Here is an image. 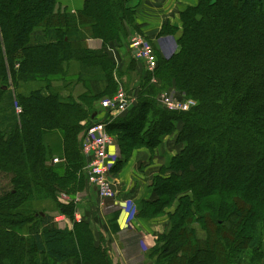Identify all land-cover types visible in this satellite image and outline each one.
<instances>
[{
    "label": "trees",
    "instance_id": "1",
    "mask_svg": "<svg viewBox=\"0 0 264 264\" xmlns=\"http://www.w3.org/2000/svg\"><path fill=\"white\" fill-rule=\"evenodd\" d=\"M58 1L0 0V175L12 186L0 196V264H112L89 225L73 222V204L72 227L62 229L32 206L52 201L64 184L73 191L87 185L80 136L97 119L94 103L80 107L48 86L22 97L16 115L2 83L13 67L19 80L34 82L75 61L88 98L100 99L111 77L106 47L127 45L143 0H84L75 14L56 11ZM179 18L175 48L169 40L170 53L156 47L161 59L152 74L160 92L195 105L168 112L156 101L157 86L138 80L135 103L107 128L121 152L117 166L133 148H154L167 136L179 148L138 213L166 217L147 256L154 264H257V255L264 264V0H194ZM86 35L101 48H71ZM53 131L63 134L55 145L47 141ZM55 156L65 163L52 164ZM59 168L64 177L55 175ZM195 219L202 239L195 238Z\"/></svg>",
    "mask_w": 264,
    "mask_h": 264
},
{
    "label": "crops",
    "instance_id": "2",
    "mask_svg": "<svg viewBox=\"0 0 264 264\" xmlns=\"http://www.w3.org/2000/svg\"><path fill=\"white\" fill-rule=\"evenodd\" d=\"M84 0H69L66 8L69 13L75 14L82 6ZM194 0H145L143 1L141 25L144 31L151 37H155L153 25L161 24L164 15L175 13L178 15L186 6L192 5ZM139 21V15H138ZM177 20H175V23ZM155 41L162 54L170 53L165 39ZM83 48L96 50L101 48V41L91 39L86 35L83 40ZM111 151L116 153V163L122 159L117 142ZM173 136H167L154 148L139 147L130 151L129 158L119 165L120 171L114 176V188L116 195L113 199L102 201L92 193L82 198L75 208L81 221L89 225L94 238L102 241L103 247L112 264H152L147 254L155 245L156 238L162 232L160 221L163 216L155 218H140L138 213L145 201L152 198L150 184L152 180L161 175L169 165L172 157L178 152ZM164 175H168L167 171ZM147 182V183H146ZM132 205L134 214H126L124 205ZM110 206H113L111 208ZM53 216V224L59 227L63 222H56ZM67 224V223H66ZM65 226V225H63ZM72 224L68 225L71 228Z\"/></svg>",
    "mask_w": 264,
    "mask_h": 264
},
{
    "label": "rangeland",
    "instance_id": "3",
    "mask_svg": "<svg viewBox=\"0 0 264 264\" xmlns=\"http://www.w3.org/2000/svg\"><path fill=\"white\" fill-rule=\"evenodd\" d=\"M69 0H59L57 3V7H56V11H68L66 8V4ZM145 1V0H143ZM134 4V6L136 5L135 1H131L129 2V4ZM141 3V1H140ZM143 4V2H142ZM140 4L139 7L137 8V12H136V19H135V23H131V25H134L137 27L136 29L134 28V30H130V36L128 38V42L127 45L120 47L119 44L114 45L113 48H107L106 47V53H107V60H104L106 62L107 67L109 68V73L111 75L110 79L108 81H105L102 84V97L100 99H97L98 97H95L93 99L88 98L89 94L92 93L91 92V88L89 83H83V82H79L78 79L80 77V64L79 62H65L63 64H61V73L59 75H51L45 79H40V80H36L34 82H24L22 80H19L16 77V68L17 67H13L10 68L8 70V80L5 83H2L3 89L12 95L13 99H14V105L19 106L20 103V99L22 97L27 98L29 93H33L36 91H43L45 90L48 86L50 87V89L53 91V93H58L60 94L61 98L63 99H67V98H72L76 101V104L79 105L80 107H84L88 100L92 101V104L94 103V109L97 111V113H100L102 111L100 104L102 101L106 100V99H110L113 98L116 93H118V91H126L128 93H130L133 97H135V91H132L133 85L135 83L138 82V80H141V84H144L146 82H148L149 86H157V90L158 93L157 94H162V93H168L171 98H176V99H182V97H180L179 95H177L176 93H173L172 91H159V89L161 88L160 86H158V80L156 76H153L152 73H149L150 76L148 75V73H144V64L143 62H139V63H135L132 62L130 60L129 57V45H130V40L133 37H139L142 40H144L145 42L149 43L150 45H152L154 51L156 50L155 47V41H157L159 38L161 39H165V42L168 41V44L171 48H175V43H174V35H176L177 33L173 34V30L176 29L177 27H180L181 23H180V18H179V14L176 15V17H174L175 13H171L168 15L169 12H167L164 15V20H162L161 24H155L153 25V31L156 33L155 37H151L150 35H148L146 33V31H144L143 26L141 25V19L144 17L142 15V7L143 5ZM132 6V5H131ZM73 14V13H71ZM138 15H139V21H138ZM175 20H177V22L175 23ZM130 25V24H128ZM129 27V26H128ZM67 30V29H64ZM69 31V30H68ZM177 31V30H176ZM73 35L71 36V38H76L75 34L73 32H70ZM163 40H161L163 42ZM85 43V42H84ZM77 43H72L71 44V48L82 45L84 47L83 44H78ZM155 56L156 58H158V61L161 59L160 55H158L157 51H155ZM57 91V92H56ZM158 96V95H157ZM23 99V98H22ZM83 101V103H81ZM135 101H136V97H135ZM156 101H157V97H156ZM21 108V106H19ZM22 111V109H21ZM16 115H19L16 113ZM121 116H124V114H121L117 117H115L112 121V123H114L116 120H119V118ZM87 121L81 123V126H87ZM84 127V128H85ZM84 130V129H83ZM115 136L118 134H114ZM62 131H53L49 133V136L47 137V141L51 144V145H55L57 144L58 140H62ZM80 136V135H79ZM53 159H58V162L56 163L59 164V162H63L65 163L64 157L63 160L58 158L57 156H55ZM116 163V158H115V162L113 165V169L111 170V177L114 179V176H116V174L120 171L119 169V165H115ZM116 170V171H115ZM55 175L59 176V177H64L66 175V173H64L63 169H57L55 172ZM81 175L79 172L77 174L78 179H80L81 177L79 176ZM147 183V182H146ZM58 184V183H57ZM62 184V183H60ZM70 185V186H69ZM71 184L67 183L66 185L64 184L63 187L58 188L57 192L55 193L54 197H52V201H45L43 203H34V211L37 212H43L49 216H64V218L66 219L65 224H61L58 228H64L66 226H68L71 221H70V203L67 198H61L63 194H66V196H74V195H79L80 197V202L82 200V198H84L85 196L88 197V195L92 194L90 191V189H88V186L84 183L83 187L80 183L79 185V189H75L76 191L71 190ZM12 189V186H10L9 184V178L6 175H0V196L1 194H7V192ZM79 190V191H77ZM90 190V191H89ZM111 208H113V206H110ZM75 212V211H74ZM159 217H161V215H159ZM74 218V216H73ZM166 221V217L163 216V222L161 223L160 221V227H162L163 230V225ZM198 222H200L198 219L194 220V224H193V228L196 232V237L198 239H202L204 237V227H202L200 224H197ZM67 223V224H66ZM65 225V226H63ZM204 230V231H203ZM157 257V255H156ZM248 257V256H247ZM249 258V257H248ZM257 264L260 263L261 258L257 255H255ZM260 258V260H259ZM250 259H246V262L249 261ZM152 264H154V262H152ZM234 264H239V261L236 259L234 261ZM244 264V262H243Z\"/></svg>",
    "mask_w": 264,
    "mask_h": 264
},
{
    "label": "built area",
    "instance_id": "4",
    "mask_svg": "<svg viewBox=\"0 0 264 264\" xmlns=\"http://www.w3.org/2000/svg\"><path fill=\"white\" fill-rule=\"evenodd\" d=\"M129 53L134 62H143L144 70L152 73L156 67L155 51L149 43L139 37L130 40ZM181 97V96H180ZM157 102L162 109L168 112H187L195 105L191 99L171 98L168 93L157 96ZM135 103V97L126 91H118L113 98L101 102L102 111L98 113L96 121L87 126L80 136V149L86 158L87 164L83 168V173L89 188L94 189L98 198L102 201L113 199L116 195L114 180L111 177V170L116 158V153L111 151L114 146V138L108 134L107 128L113 119L121 114H125ZM15 112L21 114V108L15 105ZM58 159H53L52 164H56ZM61 198H67L75 208L80 204L79 195L72 197L63 194ZM132 205L126 203L124 209L126 214H134ZM76 211V210H75ZM73 222L80 223L81 217L74 213ZM56 222H65L64 216L54 217ZM71 224V223H70Z\"/></svg>",
    "mask_w": 264,
    "mask_h": 264
},
{
    "label": "water",
    "instance_id": "5",
    "mask_svg": "<svg viewBox=\"0 0 264 264\" xmlns=\"http://www.w3.org/2000/svg\"><path fill=\"white\" fill-rule=\"evenodd\" d=\"M92 119H94L95 118V114L94 115H92V117H91Z\"/></svg>",
    "mask_w": 264,
    "mask_h": 264
}]
</instances>
